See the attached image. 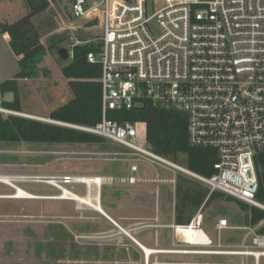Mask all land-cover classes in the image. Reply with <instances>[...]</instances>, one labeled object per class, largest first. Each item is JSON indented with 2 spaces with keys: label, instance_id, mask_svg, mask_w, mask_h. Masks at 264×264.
Here are the masks:
<instances>
[{
  "label": "built area",
  "instance_id": "built-area-1",
  "mask_svg": "<svg viewBox=\"0 0 264 264\" xmlns=\"http://www.w3.org/2000/svg\"><path fill=\"white\" fill-rule=\"evenodd\" d=\"M70 15L84 24L98 19L85 28L99 27L97 40L84 42L71 35L67 48L71 58L74 45L100 44L87 58L101 66L102 118L92 126L64 125L130 149L136 156L132 160L180 170L204 183L209 194L221 191L264 211V203L256 199L254 161L264 151V0H72ZM144 100L185 112L189 144L216 151L210 176L137 145L138 123L106 117L109 109H132ZM2 102L0 94L1 113H19ZM130 169L137 171L138 166L132 163ZM31 177L36 182L52 181L55 184L50 185L57 187L84 185L83 178L71 174ZM99 178L101 184L112 180ZM203 206L188 225H172L175 232L193 223L201 226ZM263 224L264 218L255 225L239 226L219 218L218 246H222L223 230L241 235L236 248L213 253L264 264V233L258 231Z\"/></svg>",
  "mask_w": 264,
  "mask_h": 264
},
{
  "label": "rangeland",
  "instance_id": "rangeland-1",
  "mask_svg": "<svg viewBox=\"0 0 264 264\" xmlns=\"http://www.w3.org/2000/svg\"><path fill=\"white\" fill-rule=\"evenodd\" d=\"M71 1L49 0L48 7L32 18L46 53L31 77L18 79L23 113L50 119V112L73 96L61 73L70 57L60 58L56 41L62 39L57 45L68 47L71 35L84 42L98 39L99 27L85 29L84 20L71 17ZM25 13L24 0H0L1 21L10 22ZM18 71L17 57L8 39L0 33V83L13 79ZM3 97L12 100L13 94L5 92ZM137 131L136 144L148 149L143 123L137 124ZM131 152L107 139L91 144L0 141V175L24 177L27 180L15 184L40 196H57L61 189L33 181L31 175L111 176L113 181L102 187L103 205L112 210L120 225L74 200L6 197L15 189L0 182V264H146L142 249L121 228L142 243L155 245V249L185 251L152 253L148 264H252L251 258L213 253L234 249L239 243L240 231L223 230L222 246H218L215 229L221 217L231 225H244V213L235 201L218 198L203 206L200 228L211 244L188 243L177 236L172 226L177 225L173 220L175 184L184 178L208 187L180 170L132 160L136 156ZM132 163L139 167L138 172L129 171ZM130 174H140L149 182L136 185L120 181ZM65 186L75 193H86L82 184Z\"/></svg>",
  "mask_w": 264,
  "mask_h": 264
},
{
  "label": "trees",
  "instance_id": "trees-1",
  "mask_svg": "<svg viewBox=\"0 0 264 264\" xmlns=\"http://www.w3.org/2000/svg\"><path fill=\"white\" fill-rule=\"evenodd\" d=\"M49 0H24L26 13L7 22L0 20V33L9 41V46L17 57L19 71L13 79L0 83V94L12 92L13 99L3 97V106L21 112L18 94V79L33 75L35 65L46 53L41 42L40 30L32 18L46 9ZM55 42L56 49L60 46ZM99 43L88 42L72 46L73 55L68 64L61 68L63 77L73 94L68 101L55 107L49 118L63 123L92 126L102 118V89L99 81L101 66L90 62L87 55L96 53ZM106 117L120 123L126 121L143 123L147 146L156 154L172 162H179L189 170L204 176L214 172L213 163L217 160L216 151L208 147L189 144L187 139V117L184 111L176 108H160L150 100L132 109H109ZM0 141L6 142H45V143H101L105 138L70 126L38 120L18 114L0 112ZM258 177L256 199L264 203V151L254 158ZM202 183V182H201ZM174 223L188 225L195 210L204 202L221 198L235 201L244 213L246 225H255L264 218L260 208L235 199L221 191H212L184 178H179L174 187ZM264 233V224L258 228Z\"/></svg>",
  "mask_w": 264,
  "mask_h": 264
},
{
  "label": "bare ground",
  "instance_id": "bare-ground-1",
  "mask_svg": "<svg viewBox=\"0 0 264 264\" xmlns=\"http://www.w3.org/2000/svg\"><path fill=\"white\" fill-rule=\"evenodd\" d=\"M85 26V24H84ZM86 27V26H85ZM19 115H23V116H30L33 118H42L39 116H35V115H30L27 113H23V112H19ZM76 177H81L80 179H82V181L84 182V185L87 187L86 190V194H78L73 192L72 190H70L69 188H67L66 186H59V188L61 189V192L59 193V195L57 196H40L37 194H34L32 192H29L27 190H25L24 188L18 186L17 184H15L16 181H25L27 179H25L24 177H19V176H9V175H0V182L8 184L10 186H12L15 189V192L6 195V197L9 198H59V199H69V200H74L77 203H82V204H87L89 205L93 210L99 212L100 214L105 215L106 212L105 210L102 208L101 204H100V178L99 176L96 175H77ZM32 178V177H31ZM32 181V180H31ZM42 182H47V181H42ZM49 184H55L51 182H47ZM200 220L201 217L199 216ZM122 231L127 234L143 251L144 253V257H145V262L146 264H148L149 262V258L150 255L152 253H157V252H185V251H171V250H161V249H155V248H151L147 245H145L144 243H142L141 241H139L138 239H136L135 237H131V235L128 234L127 231H125L123 228H121ZM177 236L181 239H183L184 241L188 242V243H193V244H206L208 243L209 240V236L200 228V226H195V224L193 223V225L191 224L190 226H186V227H181L178 228L177 231Z\"/></svg>",
  "mask_w": 264,
  "mask_h": 264
},
{
  "label": "crops",
  "instance_id": "crops-1",
  "mask_svg": "<svg viewBox=\"0 0 264 264\" xmlns=\"http://www.w3.org/2000/svg\"><path fill=\"white\" fill-rule=\"evenodd\" d=\"M130 166H131V164H130ZM166 169V168H165ZM129 171L131 172V173H133V172H138L139 171V167H138V170L137 171H131V169H129ZM96 176H100V177H111V176H109V175H96ZM131 176H134L135 178H136V181L135 182H129L128 181V178L129 177H131ZM112 178V177H111ZM152 180H154V178H152ZM113 181V178H112V180L110 181V182H112ZM120 181H122V182H128V183H131V184H136V185H140V183H142V182H145V181H147V182H149L148 181V178L146 177H144V176H142V175H140V174H138V175H133V174H130L129 176H127V177H121V179H120ZM110 182H105V183H102L101 185H100V204H101V206H102V208L105 210V212H106V214L105 215H103V214H101L102 216H104L106 219H108L110 222H112L113 224H115V225H117L118 227H120V225H119V223L114 219V217H113V212H112V210L111 209H107V208H105L104 207V205H103V199H102V187H103V185L104 184H109ZM86 186L84 185V190L87 192V190H86ZM134 189H136V188H133V190ZM159 189V188H158ZM134 192V191H133ZM86 194V193H85ZM135 196H138V194L137 193H135ZM173 218H174V212H173ZM145 245H147V246H149V247H151V248H154V246L155 245H149V244H145Z\"/></svg>",
  "mask_w": 264,
  "mask_h": 264
},
{
  "label": "water",
  "instance_id": "water-1",
  "mask_svg": "<svg viewBox=\"0 0 264 264\" xmlns=\"http://www.w3.org/2000/svg\"><path fill=\"white\" fill-rule=\"evenodd\" d=\"M97 23H98V19L94 18L92 21L86 23L85 26L87 27V26H91V25H94V24H97ZM58 55L62 59H67L69 57L68 56V48L65 47V46H60L59 49H58ZM35 119L64 125V123H62V122L54 121V120H51V119H45V118H35Z\"/></svg>",
  "mask_w": 264,
  "mask_h": 264
}]
</instances>
